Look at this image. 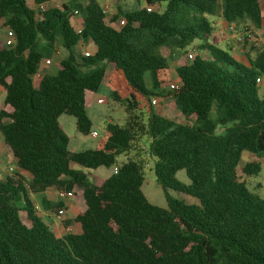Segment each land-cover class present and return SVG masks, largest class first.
I'll return each instance as SVG.
<instances>
[{
	"label": "trees",
	"instance_id": "trees-1",
	"mask_svg": "<svg viewBox=\"0 0 264 264\" xmlns=\"http://www.w3.org/2000/svg\"><path fill=\"white\" fill-rule=\"evenodd\" d=\"M144 2L133 10L118 7L109 22L97 0L60 7H51L52 0H33L32 7L28 0H0L1 26L15 35L12 46L0 41V135L30 177L0 181V264H264V199L247 187L264 164V96L257 82H264V47L255 48L253 59L246 53L248 65L241 64L209 43L214 28L207 19L249 20L260 28L264 0ZM158 5L161 11L146 9ZM75 12L80 29L72 24ZM120 18L126 25L116 29L112 23ZM201 40L194 59L181 58L175 68L179 88L165 91L173 82L170 60ZM58 45L69 56L34 86L33 76ZM82 46L95 51L85 56ZM107 64L114 65L110 97L124 107L126 124L109 123L95 149L72 152L58 120L73 117L78 133H92L87 106ZM165 96L188 124L157 112L153 98ZM142 137L151 141L167 209L144 195L138 160L104 181L92 183L86 173L115 166ZM179 171L189 185L176 179ZM50 189L80 198L71 220L79 232L57 237L38 217L29 197ZM170 190L190 202L172 198Z\"/></svg>",
	"mask_w": 264,
	"mask_h": 264
},
{
	"label": "rangeland",
	"instance_id": "rangeland-1",
	"mask_svg": "<svg viewBox=\"0 0 264 264\" xmlns=\"http://www.w3.org/2000/svg\"><path fill=\"white\" fill-rule=\"evenodd\" d=\"M73 0H66L62 4H67ZM82 4H87L89 0H76ZM101 7H104L105 5L110 6V12L107 13V21L111 22V18L114 14L117 12V8H121L124 11L127 10H133L138 8L137 0H97ZM30 6H33V1H28ZM141 6H145L144 0H140ZM62 4H58L60 7ZM51 7H55V5H51ZM261 7L264 10V3L261 2ZM80 17V15H79ZM264 17V13H263ZM207 19L209 22H212L214 20H223L220 17H210L207 16ZM75 28H77L79 25L74 24ZM228 26V25H227ZM216 28V27H215ZM8 30L3 28L0 23V38L5 39L7 36ZM228 33L229 35H233L232 38L236 40L235 34L237 38H241L240 42L236 41H227L224 45H221V47H218L220 50L229 53L231 56L235 57L241 64L248 65V60L245 55V52L248 51V54L251 56L255 55V48H261L264 47V19L262 22V25L260 28H256L252 22L249 20H243L235 24L234 31L229 29L228 26ZM212 39V44L216 45L219 43V39H216L214 37H210ZM246 41V45H243V43ZM256 42V43H255ZM205 41H196L191 45L189 48H187V53H194L195 56L197 55L196 47L199 45L204 44ZM199 44V45H198ZM254 44H257L256 47H254ZM230 48H229V47ZM246 46V47H245ZM58 50L61 52V55H55L52 53L49 55V59H51L52 65L47 66L45 64L46 59H44L41 63L40 70L41 73L44 74H50L54 75L57 73L58 70V63L69 56V52L65 49H63L60 45L57 46ZM245 48V49H244ZM75 52L78 51V49L74 50ZM81 54L85 52H91L94 53L95 48H87L82 46ZM187 53L183 54L182 56H179L177 54L175 57H173L174 60H170V68H171V74L174 81H178L177 75L175 72V68L177 67L179 60L181 58H185L187 56ZM201 57L207 58L209 56L208 52H199ZM244 57L245 60H242L240 57ZM114 68L113 64H107V72L105 76V80L102 83L98 93L93 95L92 97V103L88 104L87 106V113L89 115V118L92 121V133L88 136H84L76 130V124L75 119L70 116H61L59 118V124L65 131V133L69 136L71 139L70 142V150L71 151H85V150H91L95 149L98 142L104 138L106 127L109 123H117L121 126H124L126 124L127 115L125 112V109L122 105L119 103H116L112 101L110 97V92L107 87V82L110 74L112 73ZM173 81V82H174ZM264 90V83L258 85V96H263ZM165 91H169L167 88H165ZM5 94L0 95V107L3 106L4 103ZM99 99H106V103L104 104H98L97 100ZM153 99H156L157 105H155V108L158 113L165 116L166 118H169L177 123L182 124H188L189 122L184 118L183 115L176 109L174 100L172 96H165V97H154ZM96 132L98 134L97 137L93 136V133ZM224 132L222 129L217 130V135H223ZM150 139L148 137H142L137 144L135 145V149L131 152H129L126 155H122L117 159V164L109 169L105 167L99 168L100 170L97 172L95 171H87V175L89 176V179L92 183H96L98 179H107L111 175L114 174L115 170L118 169L121 165L124 163H127L129 160H138L142 165V170L144 174V183L142 186V191L148 201L158 207L166 208L168 207L165 193L162 189V187L159 185L155 171L154 166L157 161L155 157H151L148 152V147L150 144ZM80 146L77 148H74L73 146ZM5 146V145H2ZM261 173V172H260ZM176 179L180 181L181 183L185 185L190 184V180L188 179L185 171H179L176 174ZM250 183L247 184V187L250 191L255 193L254 185L255 182L261 181L264 183V169L262 173L260 174L259 178H251ZM264 185V184H263ZM264 195V191L262 192ZM169 195L177 199L181 202L186 201L189 203L190 201L188 198L181 192L177 191H169ZM38 217L42 220V222H46V218L43 214V212H39Z\"/></svg>",
	"mask_w": 264,
	"mask_h": 264
},
{
	"label": "crops",
	"instance_id": "crops-1",
	"mask_svg": "<svg viewBox=\"0 0 264 264\" xmlns=\"http://www.w3.org/2000/svg\"><path fill=\"white\" fill-rule=\"evenodd\" d=\"M62 3H64V2H61L59 0L52 1V4L55 5L56 7H59L58 4H62ZM105 6H108L110 8L109 5H105ZM102 8H104V7H102ZM81 22H82L81 17H77L74 19L72 18L73 26H74V24L81 25ZM211 24L214 28L213 34L211 36L220 40L219 43L216 44L215 46L221 47V45H224L227 41H236L237 43L239 42L240 38H237L236 40H234L232 38L233 35L232 36L229 35L228 26H227L228 24L224 20H219V21L214 20L211 22ZM74 28H75V26H74ZM1 40H3V39L0 38V41ZM208 41L210 44H212V39L209 38ZM246 53L248 54V51L245 52V55H246ZM54 54L55 55H61V52L58 50V48H56ZM250 57L253 59L255 57V55L254 56L250 55ZM240 58L242 60H245L244 57H240ZM49 60L51 61V64H49L47 66L52 65L53 61L51 59H49ZM262 83H264V82H262ZM262 83H261V85H262ZM262 92H263V96H264V90ZM2 94H5V91L2 87H0V95H2ZM2 145H5V143L3 140H0V175H1L0 181L4 180L6 177H17V176L23 177L25 180H30L29 175L18 168L16 160L13 157L10 149L6 145L5 146H2ZM70 147L71 146H69V150H70ZM73 147L77 148L80 146L78 145V146H73ZM72 152H77V151H72ZM263 169H264V164L262 166L261 173H262ZM99 170L100 169H97L96 171L98 172ZM260 174L255 178L256 179L259 178ZM250 179H248L247 184L250 183V181H251ZM97 181H104V180L98 179ZM263 184L264 183H262L261 181L255 182V185H254L255 193L254 194H256L259 197L264 199V195L262 193L264 191V185ZM29 198L31 199L33 206H34L35 210L37 211V213L43 212L45 218L47 219L45 224L51 228V230L54 232V234L57 237H62L63 235L68 234V233L79 232L78 226L76 224L71 223V220H74L76 218V216L79 214V208H80V198L79 197L74 196L73 198L60 199L58 197L57 191L54 189H50L47 192L42 193V194L31 195ZM186 203H188V202L186 201ZM58 204L62 205L60 207V210L63 209L65 212L61 218L58 217V212L54 211L55 206Z\"/></svg>",
	"mask_w": 264,
	"mask_h": 264
},
{
	"label": "built area",
	"instance_id": "built-area-1",
	"mask_svg": "<svg viewBox=\"0 0 264 264\" xmlns=\"http://www.w3.org/2000/svg\"><path fill=\"white\" fill-rule=\"evenodd\" d=\"M52 1H54V0H52ZM59 1H61V2H65L66 0H59ZM146 9H147V11H149V12H152V11H161V10H162V8H161L159 5H158V6H146ZM103 10H104V13L107 14V13L110 11V8H109L108 6H104ZM41 11H44V8H43V7L41 8ZM79 15H80V14H79L78 12H75L72 18H73V19H74V18H77V17H79ZM125 25H126V20H125L124 18H120V19H118L115 23H112V26H113L114 28H116V29H121V28H123ZM228 26H229V29H230V30L234 31V29H235V24H230V25H228ZM76 29H80V25H79ZM234 36H235V38L237 39L236 34H235ZM239 41H241V38L239 39ZM3 42H4V44H5L6 46H12V45L15 44V35L13 34L12 31L8 30V32H7V36L5 37V39H3ZM255 43H256V42H255ZM256 46H257V44H254V47H256ZM84 55H85V56H89V54H88L87 52H85ZM187 56H188V58H189L190 60H193L194 57H195V54L190 52V53L187 54ZM45 64H46V65H49V64H51V61H50V60H46V61H45ZM43 77H44V73H41V72L36 73V74L33 76V84H34V86H38V85L41 83ZM257 82H258V84H261V83H262V81H261L260 79H258ZM165 88H167L168 90H175V89H178V88H179V82H178V81L171 82V83H169L168 85H166ZM157 102H158V101H157L156 99H153V105H157ZM97 103H98V104H104V103H106V99H99V100H97ZM0 109H1V107H0ZM93 136H94V137H97L98 134H97L96 132H94V133H93ZM0 140H2L1 135H0ZM116 172H117V170H115L114 173H116ZM0 179H1V175H0ZM57 194H58V197H59L60 199H67V198H73V197H74V195H73L72 193H70V192L59 191V192H57ZM64 213H65V212H64L63 209L59 210V211H58V217L61 218V217L64 215ZM50 229H51V228H50Z\"/></svg>",
	"mask_w": 264,
	"mask_h": 264
}]
</instances>
